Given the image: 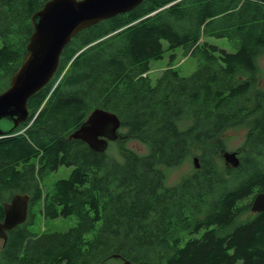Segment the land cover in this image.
<instances>
[{"label":"trees","instance_id":"obj_1","mask_svg":"<svg viewBox=\"0 0 264 264\" xmlns=\"http://www.w3.org/2000/svg\"><path fill=\"white\" fill-rule=\"evenodd\" d=\"M46 1L0 0V92ZM207 36L227 37L235 51L201 41ZM166 45L196 56L194 72L171 63L153 81L151 61ZM262 52L264 0H143L77 33L30 97L28 119L0 137V220L14 193L31 194L29 218L8 231L0 264H264V211L251 210L264 191ZM95 107L122 119L119 158L69 138ZM247 122L239 166L221 170L223 134ZM191 155L201 167L169 184V171ZM62 165L70 175L47 187ZM35 202L45 217L76 215V224L33 233Z\"/></svg>","mask_w":264,"mask_h":264},{"label":"water","instance_id":"obj_2","mask_svg":"<svg viewBox=\"0 0 264 264\" xmlns=\"http://www.w3.org/2000/svg\"><path fill=\"white\" fill-rule=\"evenodd\" d=\"M143 0H47L31 18L33 31L27 51L12 74L9 85L0 92V137L10 134L30 114L28 101L42 89L59 68L66 45L81 30L104 19L130 11ZM122 119L117 112L95 107L69 138L81 139L92 149L104 152L110 142L122 140ZM239 151L222 150L227 166L238 167ZM195 168L201 167L198 156L193 157ZM31 194L16 192L3 203L4 217L0 220V238L8 239V231L27 221ZM253 212L264 211V191L258 192L251 204ZM119 256V254H115ZM129 264V261H124Z\"/></svg>","mask_w":264,"mask_h":264},{"label":"rangeland","instance_id":"obj_3","mask_svg":"<svg viewBox=\"0 0 264 264\" xmlns=\"http://www.w3.org/2000/svg\"><path fill=\"white\" fill-rule=\"evenodd\" d=\"M208 40L213 44H217L220 47H224L229 51H235L234 46L231 44L230 40L227 37H215V36H207L202 37L201 41ZM175 54V58L171 60V56ZM257 62L259 65V85L264 88V52H262L257 57ZM173 63V66L178 68L181 74L190 75L197 68L198 60L196 56L185 53V48L180 46L175 49H169L166 45V51L164 53L163 58L153 59L151 61V70L149 71V75L152 80L155 81L157 77L164 71V69L169 66V64ZM252 127V123H244L243 125L233 126L226 130L223 134L226 142V150L234 151L238 150L245 146L246 138L248 130ZM120 131L124 130L120 128ZM119 143L116 141H112L109 144L108 152L114 157H121L118 151ZM128 147H132L139 152H146L147 146L140 140H129L126 142ZM194 155L188 157L182 164L171 169L169 171V184H173L178 182L182 177L190 175L192 171H194L195 166L193 163ZM218 167L223 170L225 164V160L222 157L217 158ZM73 167L72 166H60L57 170L52 171L48 174L45 179V183L47 187L51 188L53 183L59 178H66L70 175ZM41 202H35L31 206V210L34 213L33 222L29 224L30 230L35 234L42 233H51V232H64L69 230L72 226H74L77 222L76 215L69 216H58L55 218L45 217L43 213L40 211ZM251 215L246 213L242 216V219H248ZM3 246V239L0 238V250ZM107 264H121L120 261L115 259L108 260Z\"/></svg>","mask_w":264,"mask_h":264}]
</instances>
